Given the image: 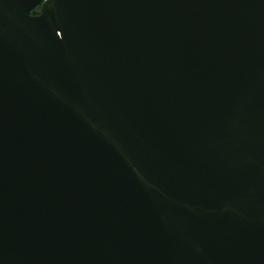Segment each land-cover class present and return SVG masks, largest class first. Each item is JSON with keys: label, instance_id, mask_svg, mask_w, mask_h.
<instances>
[{"label": "water", "instance_id": "95a60500", "mask_svg": "<svg viewBox=\"0 0 264 264\" xmlns=\"http://www.w3.org/2000/svg\"><path fill=\"white\" fill-rule=\"evenodd\" d=\"M0 264H264V0H0Z\"/></svg>", "mask_w": 264, "mask_h": 264}, {"label": "trees", "instance_id": "16d2710c", "mask_svg": "<svg viewBox=\"0 0 264 264\" xmlns=\"http://www.w3.org/2000/svg\"><path fill=\"white\" fill-rule=\"evenodd\" d=\"M39 10H40V9H39V6H38V7H36L34 10H32L31 13H32V14H37V13H39Z\"/></svg>", "mask_w": 264, "mask_h": 264}]
</instances>
